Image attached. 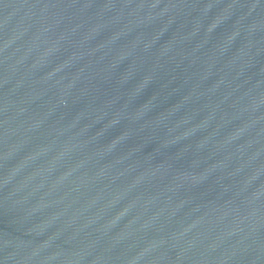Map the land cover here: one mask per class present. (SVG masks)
Listing matches in <instances>:
<instances>
[{
    "label": "water",
    "instance_id": "95a60500",
    "mask_svg": "<svg viewBox=\"0 0 264 264\" xmlns=\"http://www.w3.org/2000/svg\"><path fill=\"white\" fill-rule=\"evenodd\" d=\"M0 264H264V0H0Z\"/></svg>",
    "mask_w": 264,
    "mask_h": 264
}]
</instances>
